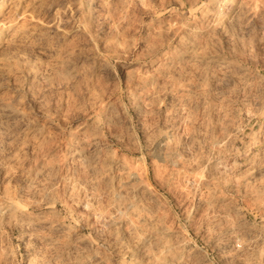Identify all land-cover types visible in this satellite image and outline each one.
I'll return each mask as SVG.
<instances>
[{"label": "rangeland", "instance_id": "obj_1", "mask_svg": "<svg viewBox=\"0 0 264 264\" xmlns=\"http://www.w3.org/2000/svg\"><path fill=\"white\" fill-rule=\"evenodd\" d=\"M0 264H264V0H0Z\"/></svg>", "mask_w": 264, "mask_h": 264}]
</instances>
